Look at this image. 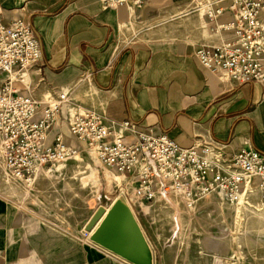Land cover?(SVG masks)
Wrapping results in <instances>:
<instances>
[{"label":"crops","instance_id":"1","mask_svg":"<svg viewBox=\"0 0 264 264\" xmlns=\"http://www.w3.org/2000/svg\"><path fill=\"white\" fill-rule=\"evenodd\" d=\"M183 3L155 0V7L169 10L152 18L151 2L139 8L104 9L100 0H0V11L6 22L24 17L40 41L45 65L27 77L37 98L73 88L75 102L110 121L132 120L138 128L167 133L184 146L204 139L236 151L249 143L264 154V81L238 84L220 78L195 55L200 45L220 44L230 37L222 25L232 13L226 11L213 21L206 12L207 2L197 3L192 11H179ZM221 5L228 7L230 1ZM53 131L71 140L66 107ZM251 200L257 203L259 197ZM19 202L0 193V264H131L84 239L82 231L95 211L84 225L68 230L44 222L38 209ZM162 202L159 199L153 207ZM224 205L216 194L202 200L203 207H215L208 216L218 215L219 232L203 239L208 255L199 264H264L263 255L242 256L237 244L221 233L227 217ZM135 214L150 241L154 264H163L158 239L149 236ZM259 228L252 224L247 231L253 233L252 247L263 253Z\"/></svg>","mask_w":264,"mask_h":264},{"label":"built area","instance_id":"2","mask_svg":"<svg viewBox=\"0 0 264 264\" xmlns=\"http://www.w3.org/2000/svg\"><path fill=\"white\" fill-rule=\"evenodd\" d=\"M151 1L100 3L104 9H117L139 8ZM229 1L228 7L217 0L207 2L206 12L213 21L226 11L232 13L222 25L230 37L220 44L200 45L195 55L220 78L238 84L264 81V0ZM43 65L42 47L31 24L21 16L6 22L0 11V155L9 177L32 182L40 171H51L86 152L121 177L122 196L133 209L148 211L159 199H174L193 209L216 194L231 205H239L241 199L249 204L258 196L257 206L249 205L264 212V154L251 144L228 151L223 144L196 139L184 146L167 133L140 129L132 120H108L75 102L73 88L39 99L27 77ZM64 107L71 140L53 131ZM82 232L90 240V232Z\"/></svg>","mask_w":264,"mask_h":264},{"label":"rangeland","instance_id":"3","mask_svg":"<svg viewBox=\"0 0 264 264\" xmlns=\"http://www.w3.org/2000/svg\"><path fill=\"white\" fill-rule=\"evenodd\" d=\"M181 1L184 2V7L179 8V11H192L197 3L216 0ZM154 4L155 0H152L148 5L152 10L149 17L166 15L165 11L169 10L167 7L160 9ZM149 17L147 19H150ZM145 24L151 25L146 22ZM135 31L136 27L132 32ZM46 172L42 174L45 176L38 173L34 181L24 183L6 175L0 159V193L8 198L17 197L20 205L38 209L44 222L68 230L74 225H84L100 205L109 207L122 195V188L125 185L119 175L105 168L95 157L87 153ZM40 176L44 177L43 180ZM49 180L52 182L48 183ZM14 199L16 201V198ZM224 204L226 205L222 207V211L227 213V217L224 218V225L221 224L223 228L225 227V232L221 233L225 234L233 245L237 244L236 250L242 256H264V252L260 253L252 247L250 236L253 233L247 231L252 224H258L259 229H264L263 211L259 207L258 209L251 207L249 204L257 206L256 202L251 200L249 204L245 199H242L239 205L232 206L226 202ZM214 208L203 207L201 200L192 209L173 199L168 203L163 201L161 206L151 207L148 211L139 206H135L134 210L148 229L149 236L152 234L158 239L163 264H173V261H176L174 264H187L188 261L199 264L203 256L208 255L203 239L210 233L218 235L219 232L215 224L218 215L208 216L209 209ZM261 230L258 232V238L264 241V232ZM240 236L243 238L242 244L239 242Z\"/></svg>","mask_w":264,"mask_h":264},{"label":"water","instance_id":"4","mask_svg":"<svg viewBox=\"0 0 264 264\" xmlns=\"http://www.w3.org/2000/svg\"><path fill=\"white\" fill-rule=\"evenodd\" d=\"M85 229L90 240L131 264H154V253L140 222L122 195L109 206L100 205Z\"/></svg>","mask_w":264,"mask_h":264},{"label":"bare ground","instance_id":"5","mask_svg":"<svg viewBox=\"0 0 264 264\" xmlns=\"http://www.w3.org/2000/svg\"><path fill=\"white\" fill-rule=\"evenodd\" d=\"M242 202V199H241V201H240V203Z\"/></svg>","mask_w":264,"mask_h":264}]
</instances>
